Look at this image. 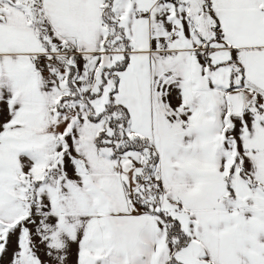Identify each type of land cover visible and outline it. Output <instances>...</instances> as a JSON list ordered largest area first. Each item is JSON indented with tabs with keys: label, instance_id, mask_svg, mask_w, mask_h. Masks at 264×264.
I'll return each mask as SVG.
<instances>
[{
	"label": "snow or ice",
	"instance_id": "1",
	"mask_svg": "<svg viewBox=\"0 0 264 264\" xmlns=\"http://www.w3.org/2000/svg\"><path fill=\"white\" fill-rule=\"evenodd\" d=\"M0 264H264V0H0Z\"/></svg>",
	"mask_w": 264,
	"mask_h": 264
}]
</instances>
